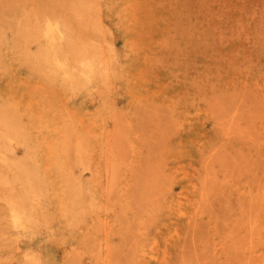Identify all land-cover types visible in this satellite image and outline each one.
Returning a JSON list of instances; mask_svg holds the SVG:
<instances>
[{
  "label": "rangeland",
  "instance_id": "obj_1",
  "mask_svg": "<svg viewBox=\"0 0 264 264\" xmlns=\"http://www.w3.org/2000/svg\"><path fill=\"white\" fill-rule=\"evenodd\" d=\"M5 117L0 264H264V0H0Z\"/></svg>",
  "mask_w": 264,
  "mask_h": 264
},
{
  "label": "bare ground",
  "instance_id": "obj_2",
  "mask_svg": "<svg viewBox=\"0 0 264 264\" xmlns=\"http://www.w3.org/2000/svg\"><path fill=\"white\" fill-rule=\"evenodd\" d=\"M77 1H79V0H77ZM75 2V1H74ZM93 2V1H92ZM87 3H89V1L87 2ZM71 4V3H70ZM85 4V3H84ZM92 4V3H91ZM74 7V6H73ZM74 9V8H73ZM76 9V8H75ZM84 10V9H83ZM86 10V9H85ZM84 10V11H85ZM88 10V9H87ZM90 10H93V9H91L90 8ZM81 12H82V10H81ZM96 12V11H95ZM80 13V12H79ZM85 13H86V11H85ZM89 13V12H88ZM92 14H93V12H92ZM77 15V14H76ZM89 15V14H88ZM78 16V15H77ZM81 17H82V15H81ZM90 19V18H89ZM93 19V18H92ZM91 20V19H90ZM47 23V22H46ZM50 23V22H49ZM37 24V23H36ZM80 24V23H79ZM38 25V24H37ZM53 25V24H52ZM42 26V25H41ZM44 26V25H43ZM30 27V26H29ZM20 28V27H19ZM100 28V27H99ZM26 30V29H25ZM30 31V30H29ZM25 33H27V32H25ZM29 33V32H28ZM34 36L35 35V37L36 38H39V37H41V40H42V42H40V44H41V46H39V48H40V50H39V53L37 54V56H35V60L39 63L40 62V65L42 64V63H44L45 65L47 64V65H50V64H52V66H54L55 67V70H61L63 73H64V75L66 76V77H70V78H72L73 77V74H71L70 72L76 67V66H78V67H80L81 69H82V71L84 72V73H87V74H89V76H91L92 78H103L105 75L103 74V73H100L99 71H96V64H97V62L98 63H100V59H99V53H97V52H95L94 50H93V48L92 47H90V46H85V45H82V46H80V47H77L78 46V44H77V46H75L76 47V51L72 54L70 51H69V53L66 51V48L65 47H58L59 49L58 50H56V47L54 46V44L52 43L53 42V40H54V35H53V33H52V29L48 26L47 28L45 27V29L44 28H42V27H40L39 26V28L37 29V31H35L34 33H30L29 34V36ZM19 36H24L23 34L22 35H20L19 34ZM26 37V36H25ZM85 37V36H84ZM28 38H30V37H28ZM27 41V40H26ZM66 42V41H65ZM22 43V42H21ZM67 43V42H66ZM86 43V42H85ZM87 44V43H86ZM91 44V43H90ZM22 45H24V44H22ZM89 45V44H88ZM66 46V45H65ZM69 48H70V46H73V44L71 45V43H69L68 45H67ZM67 47V48H68ZM75 47H73V48H75ZM28 47H26V49H27ZM72 48V50H74ZM96 48V47H95ZM38 49V48H37ZM96 50V49H95ZM26 51V50H25ZM28 51H29V49H28ZM23 52H24V50H23ZM99 52H100V50H99ZM101 52H104V51H102L101 50ZM100 52V53H101ZM29 54H30V52H28ZM31 53H33V51H31ZM72 55H71V54ZM35 54V53H34ZM75 54V55H74ZM102 54V53H101ZM32 55V54H31ZM103 55V54H102ZM33 56V55H32ZM73 56V57H72ZM29 57V56H28ZM107 58H109L108 56H106ZM72 58V59H71ZM99 59V60H98ZM104 59V58H103ZM26 60H28L27 58H26ZM108 59H106L105 61H107ZM110 61H111V59H109ZM42 62V63H41ZM105 65H106V62H103ZM102 63V64H103ZM43 65V64H42ZM98 65H100V64H98ZM108 65V64H107ZM106 65V66H107ZM103 67V66H102ZM107 69H108V66L106 67ZM109 68H111V66L109 67ZM77 71V70H76ZM81 71V70H80ZM99 83V82H98ZM97 84V83H96ZM3 116H6V115H3ZM2 116V117H3ZM7 117V116H6ZM6 117H5V119L3 118V120H1L0 119V126H1V129H0V144L2 145V143H4V141L5 142H7V143H9V142H11V140H12V138L10 137V136H13V134H14V136H15V132H13L14 130L12 129V130H10L11 129V127H10V129L8 128L9 127V125H7L8 123H7V120H6ZM4 120L6 121V122H4ZM10 120H11V118H10ZM15 128V127H14ZM10 130V131H9ZM16 130H17V128H16ZM11 133V134H10ZM80 147H81V145H80ZM82 148L84 149V146H82ZM81 148V149H82ZM86 150V149H85ZM88 150H90V149H88ZM87 150V151H88ZM86 151V152H87ZM95 151V150H94ZM82 152V151H81ZM83 152H85V151H83ZM82 152V153H83ZM97 154V153H96ZM77 155H79V159H80V161H81V163L84 165V168L86 167L85 166V164H84V158H83V156H82V154L80 155V153L79 154H77ZM5 157V156H4ZM5 158H7V156L5 157ZM9 158V157H8ZM7 158V159H8ZM91 158V157H90ZM11 160V159H10ZM9 161V160H8ZM14 161V160H13ZM26 165V164H25ZM105 165V164H104ZM14 167V166H13ZM17 168H18V166H16ZM21 167V166H20ZM27 167V166H26ZM23 168H24V165H23ZM92 168V167H91ZM102 168V167H101ZM16 169V168H15ZM20 169V168H19ZM85 169H87V167L85 168ZM14 171V170H13ZM21 171V170H20ZM23 171V170H22ZM105 171V170H104ZM25 173H26V175H29L27 172H22V174L24 175V176H26L25 175ZM89 173V172H88ZM113 174V173H112ZM18 176V175H17ZM89 176H90V174H89ZM103 176H104V174H103ZM113 176V175H112ZM20 177V176H19ZM29 177V176H28ZM94 177V176H93ZM100 178V177H99ZM105 178V177H104ZM28 180V179H27ZM91 180H93V179H91ZM94 180H95V178H94ZM98 180V179H97ZM25 182H27V181H25ZM97 183V182H96ZM104 185V184H103ZM100 187V186H99ZM103 186H101L100 188H102ZM105 187V186H104ZM106 189V191L107 192H109V187H107V188H105ZM104 189V190H105ZM101 191H102V189H101ZM28 193V192H27ZM72 193H73V191H72ZM104 193V192H103ZM108 194V193H107ZM110 194V193H109ZM76 195V194H75ZM105 197V196H104ZM12 199V198H11ZM103 201H104V198H103ZM9 202V207H8V211H9V213L11 214V216H12V218H13V226L15 227V228H23V225H24V222H25V217L23 216V214L24 213H26V212H24V209H25V205H24V203H23V200L22 201H18L17 199H13V200H11V201H8ZM93 207L95 208V206L93 205ZM96 210V209H95ZM99 210V209H98ZM94 212H96V211H94ZM100 213H101V211H99ZM99 212L97 213V214H99ZM80 214V213H79ZM82 214V213H81ZM93 214V213H92ZM96 215V214H95ZM90 216V215H89ZM92 216H94V215H92ZM97 216V215H96ZM91 217V216H90ZM97 217H99V215L97 216ZM96 217V218H97ZM76 218V217H75ZM106 221V220H105Z\"/></svg>",
  "mask_w": 264,
  "mask_h": 264
}]
</instances>
